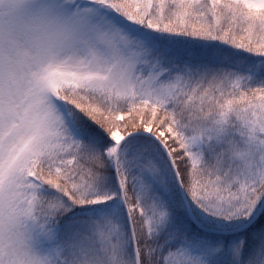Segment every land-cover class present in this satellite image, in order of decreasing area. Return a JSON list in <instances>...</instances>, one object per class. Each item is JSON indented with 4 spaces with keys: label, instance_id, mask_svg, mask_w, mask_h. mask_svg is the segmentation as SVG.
I'll list each match as a JSON object with an SVG mask.
<instances>
[{
    "label": "snow or ice",
    "instance_id": "6c2138e0",
    "mask_svg": "<svg viewBox=\"0 0 264 264\" xmlns=\"http://www.w3.org/2000/svg\"><path fill=\"white\" fill-rule=\"evenodd\" d=\"M0 264H264V0H0Z\"/></svg>",
    "mask_w": 264,
    "mask_h": 264
},
{
    "label": "trees",
    "instance_id": "16d2710c",
    "mask_svg": "<svg viewBox=\"0 0 264 264\" xmlns=\"http://www.w3.org/2000/svg\"><path fill=\"white\" fill-rule=\"evenodd\" d=\"M198 226V225H197Z\"/></svg>",
    "mask_w": 264,
    "mask_h": 264
}]
</instances>
